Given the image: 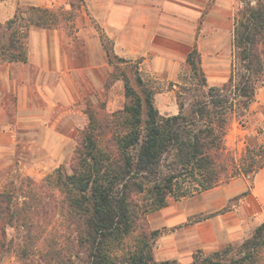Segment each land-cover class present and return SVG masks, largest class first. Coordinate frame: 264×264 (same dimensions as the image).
<instances>
[{
  "label": "trees",
  "instance_id": "16d2710c",
  "mask_svg": "<svg viewBox=\"0 0 264 264\" xmlns=\"http://www.w3.org/2000/svg\"><path fill=\"white\" fill-rule=\"evenodd\" d=\"M66 2L67 10L17 7L0 23V64L27 61L31 28L70 35L84 0ZM231 37V71L219 86H208L198 51L187 54L194 89L183 90L199 95L174 115L158 112L155 87L102 40L112 67L105 86L122 81L123 106L86 110L70 173L58 167L40 182L25 176L0 191V263L12 252L17 264H264V222L239 243L191 253L189 262L152 253L161 232L150 230L151 214L240 176L252 181L264 168V144L246 147L236 165L225 142L232 119L245 116L264 83V0L239 7Z\"/></svg>",
  "mask_w": 264,
  "mask_h": 264
},
{
  "label": "crops",
  "instance_id": "0c3cea01",
  "mask_svg": "<svg viewBox=\"0 0 264 264\" xmlns=\"http://www.w3.org/2000/svg\"><path fill=\"white\" fill-rule=\"evenodd\" d=\"M27 1H31V6L48 8L65 0H49L46 6L34 2L37 0ZM241 5L240 0H84L88 17L110 41L112 53L134 62L141 75L164 76L175 82L180 71L188 66L187 54L196 49L207 84L212 86L223 84L230 75L231 36ZM13 15L14 5L9 7L7 1L6 5L0 4V22ZM26 58L24 63L0 64V94L13 103L10 111L0 105V170L18 149L41 151L46 167L61 164L65 150L73 147L74 136L88 122L86 110L91 97L100 98L116 89L118 95L106 98L105 110L117 111L124 103L121 80L109 88L105 86L112 68L99 34L92 27L80 28L71 35L61 29L31 28ZM27 174L34 176L36 172L31 170ZM253 179V188L235 179L223 187L226 199L242 192L244 196L234 211L208 220L213 241L210 246L200 245L204 251L211 248L212 253L223 242L246 238L251 233L255 220L251 225L247 221L245 230L242 225L247 219L244 203L255 198L264 204V168ZM219 187L201 194L212 195ZM176 202L179 204L180 200ZM188 230L192 229H185L184 233Z\"/></svg>",
  "mask_w": 264,
  "mask_h": 264
},
{
  "label": "rangeland",
  "instance_id": "374dc122",
  "mask_svg": "<svg viewBox=\"0 0 264 264\" xmlns=\"http://www.w3.org/2000/svg\"><path fill=\"white\" fill-rule=\"evenodd\" d=\"M6 1L9 7L14 5V13L16 12L17 7H20V11H23V9L31 6V1L27 0H0V4L4 3L6 5ZM66 1L67 0L52 4V6H49L48 8L62 7L67 10L68 6L65 4L67 3ZM248 1H250L251 4H254L255 0H240L242 5ZM34 2L44 4L43 6L49 4V0H37ZM88 15L89 14L84 6L81 15L75 20L70 33L73 34V32L77 31L78 29L85 28L87 26L92 27L97 32V34H99L100 42L103 40L105 46L109 50L112 49L110 41L105 39L103 34H101L102 32L98 24L88 17ZM132 65L134 66L135 63L133 62ZM1 67L3 66L0 65V68ZM189 75L190 71L187 66L180 71L177 81L175 82L169 81L164 76L152 78L145 76L144 74L141 75L142 78L148 82V86L155 87L156 93L154 95L153 103L160 114L173 115V113H178L180 104H182L184 110H190V105L193 100L192 98L199 95V92L190 90L186 92L183 90L184 87H187V89H194L193 86H190L187 83L189 82ZM184 76L187 77V80L183 79ZM173 85H175V87H173ZM208 86L212 85L209 84ZM107 90L108 89H106V91ZM113 92L114 94H111ZM111 93L100 95V98L97 95L95 97H91L89 99L91 103L88 106L90 108L88 109H99L101 106L106 104L108 96H111L112 98L113 95H118L119 92L115 89L111 90ZM0 95V98L3 99V101L0 102V105L3 107V109L6 111L12 110V99L7 98L2 94ZM94 98H97V102H94ZM254 100V103L249 107V110L241 120L235 117L232 119L225 138L229 155L232 157L236 165L239 164L240 159L243 157L246 147L249 146L258 148L264 144V83L258 90ZM77 134L73 138V147L69 150H65L66 155L63 162L53 168L51 166L46 167L44 164H42L43 160L41 159L43 158V155L41 151H30L24 149H18L16 151L14 150V152L8 158L9 164L0 170V191L6 190L7 187L11 186V183L17 184L18 180L25 176L31 177L36 182H40L45 178L46 175L52 173L58 167H61L64 172L70 173V157L72 156L75 147V138ZM39 162L42 165L35 166V164H39ZM261 162L264 163V158L261 159ZM31 170L36 172L34 176L27 174V172ZM235 180H241V182L246 184V187H254V179L251 181L240 176L235 178ZM229 182L221 184V187H219V189L212 195L209 194L205 196V194H198L192 197L183 198L180 200L179 204H176V201H171L168 204V206H170L169 211L161 212L159 210L148 217L150 230H158L161 232L154 243L152 252L157 260H162L165 258H178L176 260L185 263L190 261L192 255L191 253L197 250H200L204 254H209L212 250H214L207 248L205 249L207 250L206 252L203 248H201L202 246H200L206 244L210 246L213 241V235H209L211 234V223L209 224L210 221L208 220L214 218L218 214H225L234 211L239 200L244 196L242 192L226 199L224 193L222 192L223 187ZM248 192L249 189L246 193ZM249 202H246L248 204L244 203L246 207L245 215L247 216V219L242 225L245 230L246 226L251 225L252 221L255 220V222L252 224V231L253 226L256 223L259 225L260 223L264 222V204H259V202H256L255 198L254 200H249ZM203 216H209V218L197 221ZM247 221L248 224L246 225ZM187 222H189V224H186ZM188 228L192 230H188L184 233V230ZM243 239L244 238H239L233 241H225L221 244V247L227 244L239 243ZM218 240L221 241L222 238L218 237ZM0 264L17 263L13 253L8 252Z\"/></svg>",
  "mask_w": 264,
  "mask_h": 264
}]
</instances>
